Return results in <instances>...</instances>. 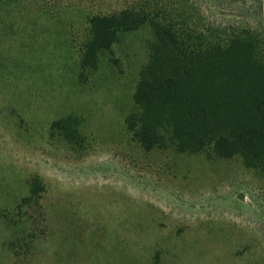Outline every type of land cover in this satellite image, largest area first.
I'll use <instances>...</instances> for the list:
<instances>
[{
    "label": "rangeland",
    "instance_id": "374dc122",
    "mask_svg": "<svg viewBox=\"0 0 264 264\" xmlns=\"http://www.w3.org/2000/svg\"><path fill=\"white\" fill-rule=\"evenodd\" d=\"M133 1L0 0V264H264V170L126 126L147 119L151 28L85 52L90 17ZM164 1L205 33L257 30L264 62V0Z\"/></svg>",
    "mask_w": 264,
    "mask_h": 264
},
{
    "label": "trees",
    "instance_id": "16d2710c",
    "mask_svg": "<svg viewBox=\"0 0 264 264\" xmlns=\"http://www.w3.org/2000/svg\"><path fill=\"white\" fill-rule=\"evenodd\" d=\"M89 23L87 54L108 47L120 30L148 25L154 34L133 96L147 119L135 113L125 120L140 142H153L152 119L178 147L217 156L237 152L264 170V62L257 30L229 26L205 33L164 0H136Z\"/></svg>",
    "mask_w": 264,
    "mask_h": 264
}]
</instances>
